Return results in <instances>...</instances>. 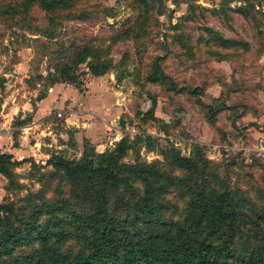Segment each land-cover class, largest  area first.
Segmentation results:
<instances>
[{"label": "rangeland", "instance_id": "374dc122", "mask_svg": "<svg viewBox=\"0 0 264 264\" xmlns=\"http://www.w3.org/2000/svg\"><path fill=\"white\" fill-rule=\"evenodd\" d=\"M3 1L5 0H0V3ZM246 4L253 5L256 13L249 12L246 17L233 11ZM158 10L160 14H157ZM210 10H214V13H210ZM57 12L65 14V19L49 40L44 36L32 35L26 25L0 23V123L3 122L0 126H4L2 131L8 128L10 145L15 144L20 132L32 120L36 98L46 95L52 87L44 77L47 70H52V65L61 59L54 53L59 50V45L63 44L68 48L65 58H73L72 48L84 43L91 42L93 46L100 48L109 46L106 59H110L115 66L102 77L111 80L110 87L120 92L117 96L130 99L133 117L126 121L129 126L135 123L134 130L137 134L152 132L150 122L140 117V107L148 101L147 111L156 97L165 98V105L169 104L171 110L174 106V110L182 114L177 126V136L183 140L193 138L185 132V127H190L188 131L194 134L195 125L200 120L212 121L213 125L210 127L214 130L216 143L220 147L216 145L207 148L201 145L202 153L209 162L203 180L216 190H224L233 202L231 210L236 229L228 244L230 255L226 262L264 264V166L257 162L245 165L224 148L228 144L225 137L227 129H237L239 134L252 141L259 136L264 137V37L261 35L264 33V0H162L160 4L154 0H73L72 5ZM27 22L28 26H42L45 23L43 14L36 11L29 12ZM208 28L229 41L238 44L244 42L248 46L247 49L238 47L220 51L227 54L226 58L232 66L230 83L222 87L229 98L228 107L234 105L230 115L243 118L240 125H233L229 116L209 117L207 111L210 103L198 99L206 86L214 82L223 84L224 81V75L210 67L211 58L206 55L208 52L204 44L206 40L212 39L205 31ZM154 64L160 81L156 83L148 81L155 70ZM75 75L76 81L81 83L80 88L91 77L83 64L77 67ZM59 113L62 115L50 113L46 119L49 123L46 126L51 132L61 130L60 125L72 116L70 112ZM185 114L189 116L185 117ZM171 117L173 118L172 114ZM81 122L79 120V124ZM171 122L176 123L175 117ZM248 128L249 131H244ZM24 133L26 135L27 131ZM162 135L157 148L164 149L171 145L179 150L181 156H190V145L195 143H183L178 139L179 143L175 145L173 140L170 142L168 139L172 135L170 131H163ZM157 148L153 152L141 149V161H162ZM47 153L17 154L16 157L12 155L15 160L29 156L27 163L14 170L19 187L6 190V180L0 176V204L11 203L19 220H30L27 219L30 217L29 211L40 205V197L44 202L52 199L50 203H54L56 189L62 197H66L64 192H68L69 186L57 183V180H48L46 176L50 168L44 164L53 152ZM59 155L70 160L80 157L76 151ZM129 160L130 156L126 158V161ZM163 169L169 170L167 167ZM174 172L176 177L181 176L180 171ZM135 186L137 188L136 184ZM114 196L115 191L110 192V209ZM121 196L129 198L124 191ZM155 199L161 207L157 213L139 215L136 219L130 216L125 221V213L115 212L116 219L123 218L119 220L115 235L128 234V240L140 241L144 240L143 234L149 229L153 228L159 233L166 232L165 229L169 230L171 222L179 223L185 218L188 201L185 190L162 186L156 191ZM72 207H75L74 203ZM47 218L44 213L38 215L37 223L46 227ZM143 218H148L150 224L145 225ZM157 219L166 221V227L157 228L154 223ZM66 221L73 224L72 217L68 216ZM68 223L64 224V230H68V234L58 239L52 237L50 242L60 251L74 256L81 249L79 236L84 237L88 230L84 227L74 230ZM51 227L49 225V230ZM219 233V238L209 239L213 247L211 259L222 260L219 255L224 253L223 248L226 249L224 242L228 237L227 232ZM206 234V229L197 230L198 239ZM29 236L31 235L27 234L25 237ZM171 236L168 233L167 237ZM33 248L34 245H23L15 249L14 254L26 257ZM251 252L257 256H252Z\"/></svg>", "mask_w": 264, "mask_h": 264}, {"label": "trees", "instance_id": "16d2710c", "mask_svg": "<svg viewBox=\"0 0 264 264\" xmlns=\"http://www.w3.org/2000/svg\"><path fill=\"white\" fill-rule=\"evenodd\" d=\"M72 3L73 0H5L0 3V23L26 25L32 35L44 36L49 40L65 19V14L57 11ZM32 11L43 14L45 23L42 26H28L29 12ZM233 11L246 17L249 12L256 13L251 4L239 6ZM210 13H214V10H210ZM205 31L212 37L204 44L208 52L206 55L210 58H226L227 54L220 51L227 49L248 48L246 43L229 41L212 29ZM261 35L264 37V33ZM67 49L60 44L59 50L54 52L61 59L52 65V70H47L44 79L49 81V86L58 83L81 85L76 81L75 70L82 64L92 77L103 76L115 66L110 59H106L109 46L100 48L93 46L91 42L84 43L72 48L73 58L64 57L68 53ZM156 68L154 64L155 70L149 82H160ZM44 97L45 95H40L36 101ZM154 105L153 100L150 108L140 113L143 120H152ZM208 124L213 125L211 120ZM159 140L144 133L132 139L123 136L112 148L99 154L84 141L77 160L66 159L59 154L49 156L44 164L50 168L46 176L48 180H57V183L69 186L68 192H64L66 197H62L57 189V194L51 190L56 199L53 200L54 203H50L52 199L44 202L40 197V205L29 211L30 217L27 219L30 220L27 221L18 219L11 203L0 204V264H227L226 260L230 255L228 244L236 229L231 210L232 200L224 190H216L203 180L209 162L202 153L201 145L193 144L190 156L184 157L171 145L164 149L157 148ZM155 148L162 161H141V149L153 152ZM128 156L130 160L126 161ZM27 162V158L15 160L10 154L0 153V176L6 180V190L19 187L14 170ZM163 167L169 170L166 171ZM174 170L180 171L181 176L176 177ZM162 186L185 190L188 195L185 218L179 223L171 222L169 230L165 229L166 232L159 233L158 230L149 229L143 234L144 240L140 241L128 240V234H124L127 231H124V236L115 235L119 220L123 219H116L115 212L125 213V221L130 216L136 219L139 215L157 213L161 207L155 199L156 191ZM112 191H115V196L110 209L108 197ZM123 191L127 192L128 199L121 196ZM72 203L75 207H72ZM43 213L48 217L46 227L37 223L38 215ZM68 216L72 217L73 224L66 221ZM147 219L143 218L145 225L150 224ZM65 223L72 225L74 230L78 227L88 230L84 237L79 236L81 249L74 256L60 251L50 242L52 237L58 239L68 234V230H64ZM154 223L157 228H165L167 225L166 221L159 219ZM49 225H52L50 230ZM199 228L206 229L207 233L200 239L197 237ZM224 231L228 237L224 242L226 249L223 248L224 253L219 255L222 260L211 259L213 247L209 239L219 238V232ZM168 233L172 234L171 238L167 237ZM27 234L31 236L25 237ZM23 245H34L35 248L26 257L14 254L15 249ZM251 255L257 256L254 252Z\"/></svg>", "mask_w": 264, "mask_h": 264}, {"label": "crops", "instance_id": "0c3cea01", "mask_svg": "<svg viewBox=\"0 0 264 264\" xmlns=\"http://www.w3.org/2000/svg\"><path fill=\"white\" fill-rule=\"evenodd\" d=\"M210 65L214 71L224 75L223 84L217 82L209 84L202 91V95L198 96V99L210 103L208 107L209 117L213 115L218 118L229 116L233 125H240V121L243 118H237L238 115L235 114L230 115V111L233 112L234 105L228 107L230 105L229 98L226 97L222 87V85L230 83L232 66L227 58L219 56L212 57ZM107 79L102 76H91L84 82L82 88L78 84H54L45 97L35 104L32 120L20 132L21 134L15 140L13 146L10 145L8 128L1 132L0 153L10 154L14 157L17 154H48L47 152L65 154L67 151H76V154H81L84 141L93 148L96 154L112 148L124 136L125 128L129 126L126 119L133 117V108L129 106L130 99L128 97L117 96L120 92L113 90L110 87L112 84L111 80ZM66 90L69 91L65 93ZM165 100V98H155L152 120L149 121L152 125V132H145L144 134L160 139L163 137V131H170L177 140L181 139L183 143L193 142L207 148H213L216 145L220 147V144L216 143L214 130L206 120H200L195 125L194 134L192 131H188L190 127H185V132L188 136H193V138L188 140L179 138L177 136L179 134L177 126L182 114L174 110V106L173 110H171L169 104L165 105ZM140 110L141 113H144L142 107H140ZM60 111L70 112L72 116L60 125L62 127L61 130L58 129L59 131L54 130V132H51L46 126L49 124L46 119L50 113L58 114ZM174 117L176 123L172 124L171 120ZM79 120H82L80 124ZM242 127L245 126L243 125ZM249 130L250 128L244 131ZM24 131H27L26 135ZM41 137H44V139L41 140ZM24 157L27 158L29 156Z\"/></svg>", "mask_w": 264, "mask_h": 264}, {"label": "built area", "instance_id": "2783aa9c", "mask_svg": "<svg viewBox=\"0 0 264 264\" xmlns=\"http://www.w3.org/2000/svg\"><path fill=\"white\" fill-rule=\"evenodd\" d=\"M149 105L148 101H145L142 107V110L145 112ZM61 116V113L56 114ZM0 123V125H2ZM134 124L132 123L129 127L125 128L124 136L132 139L134 136H137V132L134 130ZM3 127L0 126V134ZM169 141L173 140L175 145L179 142L174 137V135L169 136ZM226 141L228 144L224 147L225 150L230 151L232 154L236 155L237 158L245 165H250L252 163H259L264 166V137L259 136L253 141L248 140L245 135L239 134L237 129H227L226 132Z\"/></svg>", "mask_w": 264, "mask_h": 264}, {"label": "water", "instance_id": "95a60500", "mask_svg": "<svg viewBox=\"0 0 264 264\" xmlns=\"http://www.w3.org/2000/svg\"><path fill=\"white\" fill-rule=\"evenodd\" d=\"M154 1H157V3H161L162 2V0H154ZM161 12L158 10L157 11V14H160ZM189 116V114H185V117H188Z\"/></svg>", "mask_w": 264, "mask_h": 264}]
</instances>
